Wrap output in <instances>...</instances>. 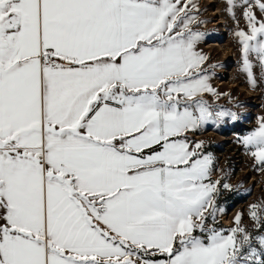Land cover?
<instances>
[{"label":"crops","instance_id":"crops-1","mask_svg":"<svg viewBox=\"0 0 264 264\" xmlns=\"http://www.w3.org/2000/svg\"><path fill=\"white\" fill-rule=\"evenodd\" d=\"M122 13L121 0H0V264H128L122 245L172 246L147 193L167 163L146 146L164 137L157 102L128 84L133 56L163 44L134 48Z\"/></svg>","mask_w":264,"mask_h":264},{"label":"rangeland","instance_id":"rangeland-1","mask_svg":"<svg viewBox=\"0 0 264 264\" xmlns=\"http://www.w3.org/2000/svg\"><path fill=\"white\" fill-rule=\"evenodd\" d=\"M121 11L134 48L163 44L133 56L128 84L157 102L164 137L146 146L167 163L147 193L175 231L149 252L164 259L129 246L128 264H264V0H121ZM152 23L163 32L150 36Z\"/></svg>","mask_w":264,"mask_h":264},{"label":"trees","instance_id":"trees-1","mask_svg":"<svg viewBox=\"0 0 264 264\" xmlns=\"http://www.w3.org/2000/svg\"><path fill=\"white\" fill-rule=\"evenodd\" d=\"M124 248H127L130 246V248H132V251H136L137 253L141 254L142 257L144 258H150V259H158V258H161V259H164L165 258V253H157V254H153V255H150L149 252L151 251H156L155 249L153 248H149V249H143L142 247L140 246H135V245H131V244H128V245H122Z\"/></svg>","mask_w":264,"mask_h":264},{"label":"built area","instance_id":"built-area-1","mask_svg":"<svg viewBox=\"0 0 264 264\" xmlns=\"http://www.w3.org/2000/svg\"><path fill=\"white\" fill-rule=\"evenodd\" d=\"M46 59H47L48 63H51L53 61L52 56L49 54L46 55Z\"/></svg>","mask_w":264,"mask_h":264},{"label":"bare ground","instance_id":"bare-ground-1","mask_svg":"<svg viewBox=\"0 0 264 264\" xmlns=\"http://www.w3.org/2000/svg\"><path fill=\"white\" fill-rule=\"evenodd\" d=\"M210 1H212V0H210Z\"/></svg>","mask_w":264,"mask_h":264}]
</instances>
